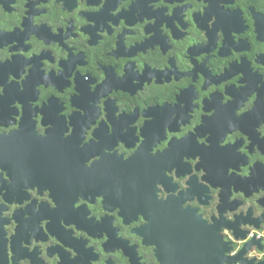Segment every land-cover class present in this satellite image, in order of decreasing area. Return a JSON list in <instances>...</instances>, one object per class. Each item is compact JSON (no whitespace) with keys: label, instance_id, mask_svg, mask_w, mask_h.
I'll return each instance as SVG.
<instances>
[{"label":"flooded vegetation","instance_id":"af4514ba","mask_svg":"<svg viewBox=\"0 0 264 264\" xmlns=\"http://www.w3.org/2000/svg\"><path fill=\"white\" fill-rule=\"evenodd\" d=\"M0 264H264V0H0Z\"/></svg>","mask_w":264,"mask_h":264},{"label":"water","instance_id":"95a60500","mask_svg":"<svg viewBox=\"0 0 264 264\" xmlns=\"http://www.w3.org/2000/svg\"><path fill=\"white\" fill-rule=\"evenodd\" d=\"M0 240L1 244L3 241V220H2V213H0Z\"/></svg>","mask_w":264,"mask_h":264}]
</instances>
